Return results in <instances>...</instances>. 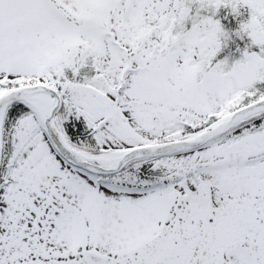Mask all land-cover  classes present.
<instances>
[{
	"label": "snow or ice",
	"instance_id": "6c2138e0",
	"mask_svg": "<svg viewBox=\"0 0 264 264\" xmlns=\"http://www.w3.org/2000/svg\"><path fill=\"white\" fill-rule=\"evenodd\" d=\"M0 264H264V0H0Z\"/></svg>",
	"mask_w": 264,
	"mask_h": 264
}]
</instances>
